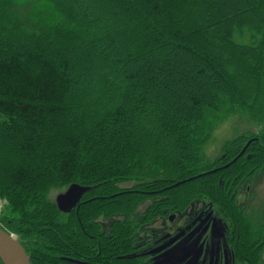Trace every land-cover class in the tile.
<instances>
[{"label": "trees", "instance_id": "obj_1", "mask_svg": "<svg viewBox=\"0 0 264 264\" xmlns=\"http://www.w3.org/2000/svg\"><path fill=\"white\" fill-rule=\"evenodd\" d=\"M50 1L78 31L62 44L28 38L22 49L0 52V153H17L0 161V178L9 180L1 193L21 213L4 221L31 264L124 252L131 217L147 198L149 218L216 194L243 217L218 180L264 166V0ZM99 93L116 102L106 117L80 104ZM233 118L255 130L207 159L209 140ZM146 159L178 180L151 177L139 166ZM73 183L92 187L78 217L55 201ZM111 223L114 237L100 238Z\"/></svg>", "mask_w": 264, "mask_h": 264}, {"label": "rangeland", "instance_id": "obj_2", "mask_svg": "<svg viewBox=\"0 0 264 264\" xmlns=\"http://www.w3.org/2000/svg\"><path fill=\"white\" fill-rule=\"evenodd\" d=\"M83 6L85 7V5ZM74 20L73 16L61 12L50 0H0V52L7 53V51L13 52L22 49L26 45L28 38L30 42L37 40L39 43L54 44L55 42V44H58L63 34H74L78 31L77 26L72 24ZM125 46L133 47L131 44ZM76 94L77 92L75 91L74 96ZM88 97L89 101H86L87 96H85L82 103H77L86 105L89 109H95V113L98 111L104 117L110 113V110L116 104L115 99L112 103L110 94L102 95L99 93ZM73 100L76 101L75 99ZM248 130L253 131L255 127L253 123L245 119L233 118L223 122L206 146L205 153L207 159L215 160L220 157L222 155V145L225 141L231 140ZM2 151L0 153V161L17 158V153L11 150L5 149ZM139 166L152 169L150 173L151 177L159 179L168 178L171 182L178 180L171 167L168 170H164V165L161 162H157V160H139ZM8 186L9 180L7 178H0V220L3 218L13 220L21 214L10 209L8 206L9 198L7 199V196L1 193V189H8ZM218 188L225 193L236 194L234 202L238 204L237 206L242 210L243 215V217H240V224L246 225V229L249 227L252 231L256 230L257 235L264 242V166L252 174H248L247 172L238 174L234 179L220 177ZM158 199L159 197L153 198L154 201ZM200 199V197L194 198L188 208L195 207ZM202 199L204 202L210 203L212 208L223 209V205L226 203L222 200L223 197L218 194L210 196V198L205 196ZM150 205L151 201L147 198L139 206L138 213L132 216L131 219L134 222L141 220L144 212ZM169 215L170 213L161 215L162 217H159L157 220L160 222L166 221ZM155 222L156 220L150 221L141 228L140 232L145 233L149 230H156L157 232V228L162 225L161 223L155 224ZM14 234L19 239V236L16 233ZM261 254L259 263L264 264V245L261 247Z\"/></svg>", "mask_w": 264, "mask_h": 264}, {"label": "flooded vegetation", "instance_id": "obj_3", "mask_svg": "<svg viewBox=\"0 0 264 264\" xmlns=\"http://www.w3.org/2000/svg\"><path fill=\"white\" fill-rule=\"evenodd\" d=\"M87 195L67 214L78 217L83 206L90 200ZM235 196L232 195L234 201ZM151 205L141 220L134 222L131 219L135 232L129 237V248L124 252L117 254L109 251L104 254L103 251L102 255L100 252L97 255L86 253L80 258L76 251L69 261L73 264H260L264 242L256 230L252 231L249 227L246 229L238 217L230 215L234 213L233 210L212 208L210 203L200 199L195 207L188 208V205L183 210L164 207L156 217L149 218ZM234 205L242 213L236 202ZM138 208L132 216L138 213ZM168 213L170 215L166 221L157 220ZM152 220H156L155 224L161 223L158 231L140 232ZM86 227L83 230L86 231ZM0 228L6 232L11 230L4 218L0 220ZM100 231V238L104 235L109 239L114 237L112 223ZM246 233L252 238V246L245 240ZM87 236L97 238L88 233ZM248 247H252V250ZM0 264H4L1 258Z\"/></svg>", "mask_w": 264, "mask_h": 264}, {"label": "water", "instance_id": "obj_4", "mask_svg": "<svg viewBox=\"0 0 264 264\" xmlns=\"http://www.w3.org/2000/svg\"><path fill=\"white\" fill-rule=\"evenodd\" d=\"M242 153L230 164L226 165L228 167L234 163L243 153ZM223 167V168H225ZM220 169H215L207 174L215 173ZM205 175V174H203ZM195 178H191L193 180ZM188 180L177 182L174 186H179L186 183ZM91 187L81 186L79 184H73L69 189L57 196V206L63 213L71 212L74 207L78 205L82 197L91 190ZM0 258L4 264H31L30 257L27 254L25 248L20 244L16 237L10 235L6 231L0 228Z\"/></svg>", "mask_w": 264, "mask_h": 264}]
</instances>
